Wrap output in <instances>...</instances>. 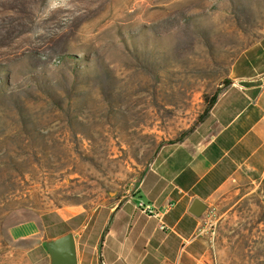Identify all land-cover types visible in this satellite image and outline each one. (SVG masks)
<instances>
[{"label":"rangeland","instance_id":"1","mask_svg":"<svg viewBox=\"0 0 264 264\" xmlns=\"http://www.w3.org/2000/svg\"><path fill=\"white\" fill-rule=\"evenodd\" d=\"M264 39V0H0V264H51L189 133ZM264 185L218 262L264 264Z\"/></svg>","mask_w":264,"mask_h":264},{"label":"crops","instance_id":"2","mask_svg":"<svg viewBox=\"0 0 264 264\" xmlns=\"http://www.w3.org/2000/svg\"><path fill=\"white\" fill-rule=\"evenodd\" d=\"M229 78L202 122L162 145L135 188L91 218L84 264L218 262L228 218L264 185V39L235 60ZM197 199L208 207L200 217L190 213ZM77 252L83 264L78 243Z\"/></svg>","mask_w":264,"mask_h":264},{"label":"water","instance_id":"3","mask_svg":"<svg viewBox=\"0 0 264 264\" xmlns=\"http://www.w3.org/2000/svg\"><path fill=\"white\" fill-rule=\"evenodd\" d=\"M264 204V197H263ZM207 205L201 200H195L190 213L200 217L207 210ZM51 259V264H78L77 243L73 233L60 236L45 244Z\"/></svg>","mask_w":264,"mask_h":264},{"label":"built area","instance_id":"4","mask_svg":"<svg viewBox=\"0 0 264 264\" xmlns=\"http://www.w3.org/2000/svg\"><path fill=\"white\" fill-rule=\"evenodd\" d=\"M140 209L146 215L154 216L158 218L159 220L162 219L161 214L154 207L150 205L141 204Z\"/></svg>","mask_w":264,"mask_h":264},{"label":"trees","instance_id":"5","mask_svg":"<svg viewBox=\"0 0 264 264\" xmlns=\"http://www.w3.org/2000/svg\"><path fill=\"white\" fill-rule=\"evenodd\" d=\"M218 96H214L211 99V102L209 103V107L207 108L206 112L204 113L205 116H207L209 114V112L211 111V109L213 108V106L215 105L216 101H217ZM202 122V120L199 122V124ZM63 236V235H62ZM60 237V236H59Z\"/></svg>","mask_w":264,"mask_h":264}]
</instances>
